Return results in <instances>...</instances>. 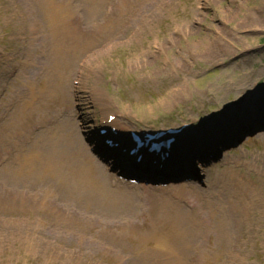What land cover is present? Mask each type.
<instances>
[{"label": "rangeland", "instance_id": "rangeland-1", "mask_svg": "<svg viewBox=\"0 0 264 264\" xmlns=\"http://www.w3.org/2000/svg\"><path fill=\"white\" fill-rule=\"evenodd\" d=\"M61 1L80 38L69 47L64 75L52 83L62 110L56 118L53 108L41 113L50 118L45 131L37 125L40 112L21 114L16 97L22 92L29 101L23 81L37 78L40 62L31 44L45 45L47 24L33 0H0V264H154L151 255L165 257L160 241L172 236L155 214L173 201L185 212L197 210L175 199L186 194L197 196L204 211L217 208L213 222L221 227L184 224L191 243L175 250L184 260L227 264L235 252L238 264H264V111L249 117L264 102V28L240 30L241 15L230 14L259 5L264 16V0ZM99 27L106 33L94 34ZM203 46L212 52L201 54ZM13 57L27 64L9 75L3 69ZM241 99L243 120L233 106ZM106 115L126 131L193 125L175 159L191 155L187 138L201 126L225 120V132L237 135L219 157L197 165L199 181L142 196L112 183L85 142ZM59 126L58 155L50 158L59 166L41 171L38 162L53 151L51 130ZM232 209L240 223L238 214L234 223L222 217Z\"/></svg>", "mask_w": 264, "mask_h": 264}, {"label": "bare ground", "instance_id": "bare-ground-1", "mask_svg": "<svg viewBox=\"0 0 264 264\" xmlns=\"http://www.w3.org/2000/svg\"><path fill=\"white\" fill-rule=\"evenodd\" d=\"M34 5L37 6L38 10L43 14V17L45 19V23L47 24V33L45 37V45H38V44H31L33 51L37 54V57L40 59V62H37L35 64L36 67V73L37 78L35 79L32 77L31 79H24L23 84H26L29 88V98H27L29 101L25 100V95L22 92H19L17 94V102L19 103V106L21 105L22 111L24 113H21L23 115H26L25 113H28L30 110L37 112H40L39 119L37 122V125L40 128H48L47 124L48 121L50 122V118L46 114H41L44 110H47V108L50 110V108H53L55 112V118L59 115L62 109H58L60 107V104H58L61 101V96L56 90V87L52 85L53 82H55L58 76L62 77L64 75V70L67 67V61L66 58L69 53V47L73 45L74 39L79 41L78 38H80V33L75 32L73 27L70 25L71 11L69 7H66L65 2L61 0H33ZM232 4H236L234 0H231ZM126 6V4L122 5ZM128 6V5H127ZM126 8V7H125ZM260 6H254L251 9L245 11V13L241 14L239 11L231 12L230 14H233V16H239L241 17L238 19V27H233V29H240V30H247V31H254V30H261L264 28V16L263 13L260 11ZM221 16H223V23H229V17L227 13H221ZM99 30H97L94 34H103L106 33V30L104 27H99ZM219 31V30H218ZM217 31V32H218ZM70 39L69 41L71 44L66 40ZM212 45V44H211ZM213 46V45H212ZM206 47V48H205ZM218 49L220 48L226 53H230V50H228L224 45H217ZM199 52L201 54H208L212 52L213 49H211L208 46H203L201 49L198 48ZM215 50V48H214ZM44 57L47 61V64L45 67H41L40 63L41 57ZM3 57V56H2ZM7 64L5 63V68L3 71L5 73L13 74L16 70V65L18 64H27L22 63L20 61H17L15 57H13L10 61L6 60ZM14 66V67H12ZM11 67V69H9ZM43 73H47L48 79H39V75ZM46 80V81H45ZM78 80V79H77ZM81 80V79H80ZM67 81V80H66ZM65 81V82H66ZM26 102V104H25ZM58 104V105H57ZM57 105V106H56ZM25 106H28L26 109ZM56 106V107H55ZM246 106H241L238 109L237 115L241 116L242 120L245 118V110ZM231 113V112H230ZM235 112H232L230 115L234 114ZM229 114V113H228ZM54 118V120H55ZM223 123L217 122L214 124L215 126L226 128L228 123L225 122V120H222ZM241 121V120H239ZM63 122V117L62 121ZM215 123V122H214ZM221 123V124H220ZM64 128L65 123L61 124ZM112 126H115V124H111ZM60 127V128H59ZM57 129H52L51 135L52 137V144H53V153L47 152L48 156H46V160L44 158H41V160L45 161V163L38 162L39 169L42 171L44 169L52 167V165L57 164L59 166L58 160H51V157H56L58 154V143L61 141V138L56 134L58 130H61V126H59ZM212 128V127H211ZM42 130V129H41ZM43 131V130H42ZM62 137V134H61ZM50 146V144H47ZM57 161V162H56ZM184 161V160H183ZM54 162V163H53ZM98 165V163H97ZM99 166V165H98ZM100 167V166H99ZM101 168V167H100ZM112 180L115 182L114 178ZM119 185L118 182H115ZM172 186H169L168 189H171L174 191L176 189L175 181L170 182ZM116 184V185H117ZM173 184H175L173 186ZM117 185V186H119ZM152 185L146 186V184L143 183V185H140L137 188L131 189L132 186H129V191L136 193L138 195H146V193H150L151 195H162L160 191L162 189H156L150 187ZM128 187V186H125ZM151 190V191H150ZM148 194V195H150ZM183 198V200H181ZM177 200L182 201L186 206L189 208H192L193 206L197 209L192 212H185V210L176 202H170L166 203L165 206L169 207V210L165 208L164 205H161L158 209V212L155 214L154 220L156 223H162L165 226H168L169 233L172 234L171 237H167L165 239H162L160 242L161 244L165 245L167 255L165 257L163 256H156L158 254H152V258L155 260V262H159V264H191V260H184L185 257L183 254L177 253L175 250L176 248L179 251H182L183 246L188 247V245L191 243V237L184 232L183 225L188 223L189 226H192V228H196L199 225H201L203 228H214L215 230H219L221 225H216L213 222V215L217 212V208H214L212 211L211 209L205 210L199 206L198 198L197 196L194 197L193 195L186 194L184 197L179 195L178 198H175ZM160 204V203H159ZM158 204V205H159ZM200 211L201 214L197 215V212ZM204 211V213H203ZM212 211V212H210ZM216 211V212H215ZM235 210L232 209L230 211H224L222 213V217L225 216L228 221H231L234 223L236 219V214H238V219L236 220L238 223H240L241 216L240 212H234ZM196 212V213H195ZM194 213V214H193ZM210 221L209 223L207 221ZM215 225V226H214ZM186 242V243H185ZM161 254V253H160ZM240 256L234 253L229 254V258L231 262H228L227 264H238L240 261ZM154 264H158L155 263Z\"/></svg>", "mask_w": 264, "mask_h": 264}]
</instances>
